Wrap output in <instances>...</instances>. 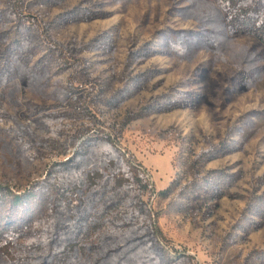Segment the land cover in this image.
<instances>
[{
  "label": "rangeland",
  "instance_id": "rangeland-1",
  "mask_svg": "<svg viewBox=\"0 0 264 264\" xmlns=\"http://www.w3.org/2000/svg\"><path fill=\"white\" fill-rule=\"evenodd\" d=\"M92 142L145 176L165 258L264 264V0H0V264L35 262L48 172Z\"/></svg>",
  "mask_w": 264,
  "mask_h": 264
},
{
  "label": "trees",
  "instance_id": "trees-1",
  "mask_svg": "<svg viewBox=\"0 0 264 264\" xmlns=\"http://www.w3.org/2000/svg\"><path fill=\"white\" fill-rule=\"evenodd\" d=\"M88 149L97 156L89 166L84 159ZM111 149L108 142L85 143L78 156L73 154L48 172L47 177L57 181L51 188L55 199L47 239L40 245L33 243L40 253L31 255L33 264H175L164 257L145 209V176ZM41 183L47 189L46 180ZM35 195L33 189L12 194L10 202L23 205ZM10 235L19 238L18 228L0 227L2 245L10 242Z\"/></svg>",
  "mask_w": 264,
  "mask_h": 264
}]
</instances>
